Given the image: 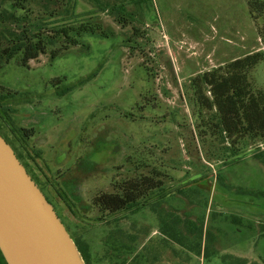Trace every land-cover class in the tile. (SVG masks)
<instances>
[{
    "label": "rangeland",
    "instance_id": "obj_1",
    "mask_svg": "<svg viewBox=\"0 0 264 264\" xmlns=\"http://www.w3.org/2000/svg\"><path fill=\"white\" fill-rule=\"evenodd\" d=\"M138 1L70 0L74 22L105 35L83 33L53 60L1 66L0 87L15 94L1 131L68 234L87 243L90 264H264V140L226 139L192 85L264 56V13L254 21L251 0ZM249 80L264 92V57ZM21 128L34 136L23 140ZM147 177L163 187L132 209L91 205Z\"/></svg>",
    "mask_w": 264,
    "mask_h": 264
},
{
    "label": "trees",
    "instance_id": "obj_2",
    "mask_svg": "<svg viewBox=\"0 0 264 264\" xmlns=\"http://www.w3.org/2000/svg\"><path fill=\"white\" fill-rule=\"evenodd\" d=\"M2 1L8 2L9 6L8 9L0 12V67L7 65L13 59H17L22 66L27 67L31 61L47 53L53 60L62 51L78 45L83 33L100 31L103 36L105 35L100 26L92 25L88 21L75 23L74 20L77 18L74 12L75 5L70 0ZM142 1L138 2L142 3ZM121 12L124 13L120 9L116 14L119 18L118 22ZM249 13L254 21H258L264 13V1L251 0ZM263 57L260 52L248 54L227 64L223 73L213 70L192 81L199 103L207 109H216L219 129L226 139L247 137L264 140V92L254 91L249 80V73L263 60ZM205 86L210 88L208 91L210 97L204 92ZM0 90L5 94L0 98L1 122L10 120L9 109L5 102L14 98L15 94L3 87H0ZM70 90L71 87H67L65 92ZM19 132L23 140L34 136L33 129L21 128ZM0 135L9 143L1 127ZM16 155L20 161V156ZM162 187V182L154 177L128 181L123 183L117 192L95 196L91 205L99 212L108 214L128 211L137 205L140 199L145 198L148 192L160 190ZM60 192L57 194L61 197L67 196L65 191ZM259 234L260 238L264 239V225L261 226ZM71 239L84 263L90 264L87 243L79 236ZM222 262L223 264H257L231 256H224ZM4 264H6L5 260Z\"/></svg>",
    "mask_w": 264,
    "mask_h": 264
},
{
    "label": "water",
    "instance_id": "obj_3",
    "mask_svg": "<svg viewBox=\"0 0 264 264\" xmlns=\"http://www.w3.org/2000/svg\"><path fill=\"white\" fill-rule=\"evenodd\" d=\"M0 252L6 264H84L53 206L1 135Z\"/></svg>",
    "mask_w": 264,
    "mask_h": 264
},
{
    "label": "flooded vegetation",
    "instance_id": "obj_4",
    "mask_svg": "<svg viewBox=\"0 0 264 264\" xmlns=\"http://www.w3.org/2000/svg\"><path fill=\"white\" fill-rule=\"evenodd\" d=\"M7 142V141H6ZM9 144V143H8ZM10 145V144H9ZM12 148V147H11ZM13 149V148H12ZM13 151H14V153H15V155H16V152H15V150L13 149ZM17 156V155H16ZM20 162H21V164L24 166V168L26 169V171H27V173L29 174V176H30V172L28 171V169H27V167L22 163V160L20 159ZM31 177V179L33 180V178H32V176H30ZM34 181V180H33ZM35 182V181H34ZM36 184V183H35ZM37 185V184H36ZM38 187V186H37ZM40 189V188H39ZM41 190V189H40ZM41 192H42V190H41ZM43 193V192H42ZM45 196V195H44ZM46 197V196H45ZM46 199H47V197H46ZM48 200V199H47ZM54 208V207H53ZM55 210V209H54Z\"/></svg>",
    "mask_w": 264,
    "mask_h": 264
}]
</instances>
